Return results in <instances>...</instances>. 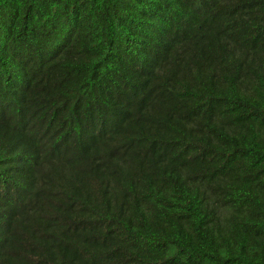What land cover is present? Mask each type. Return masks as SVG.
I'll use <instances>...</instances> for the list:
<instances>
[{
    "label": "trees",
    "instance_id": "1",
    "mask_svg": "<svg viewBox=\"0 0 264 264\" xmlns=\"http://www.w3.org/2000/svg\"><path fill=\"white\" fill-rule=\"evenodd\" d=\"M0 264H264V0H0Z\"/></svg>",
    "mask_w": 264,
    "mask_h": 264
}]
</instances>
